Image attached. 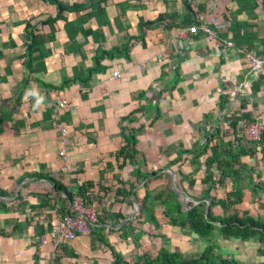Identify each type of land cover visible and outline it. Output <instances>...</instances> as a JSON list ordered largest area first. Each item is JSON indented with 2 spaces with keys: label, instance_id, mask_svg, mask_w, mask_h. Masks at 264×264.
Instances as JSON below:
<instances>
[{
  "label": "crops",
  "instance_id": "0c3cea01",
  "mask_svg": "<svg viewBox=\"0 0 264 264\" xmlns=\"http://www.w3.org/2000/svg\"><path fill=\"white\" fill-rule=\"evenodd\" d=\"M59 1L88 6L89 0ZM192 1L186 10L183 0H107L103 14L91 8L67 14L54 26V42L30 55L27 25L54 17L56 8L43 0H0V264H114L104 241L129 264L156 259L162 248L199 259L211 244L216 262L264 264V243L255 236L228 237L216 229L202 239L170 225L164 205L151 200L137 217L141 202L135 195L143 200L147 192L170 187L174 197L166 207L204 206L218 227H225L218 219L230 221L231 215L264 221V141L240 149L238 131L227 122L264 117V74L248 58L253 53L264 62L257 56L264 50V12L236 17L234 24H248L243 33L256 34L253 47L240 51L234 24L229 34L221 32L229 41L216 44L204 31L188 32L198 18H219V5L209 7L212 0ZM220 1L235 14L236 4ZM207 4L203 15L200 6ZM164 15L159 26L146 27ZM35 33L47 38L52 29L42 25ZM128 43L133 46L125 56L121 49ZM60 125L69 129L71 171L60 156ZM134 147L137 163L120 169L119 151ZM244 150L250 154L231 165L239 172L229 174L226 152ZM216 158L224 169L211 162ZM141 172L149 177L135 185L130 205L117 193L122 181L129 189ZM54 182L74 197L77 187L91 184L86 199L99 212L93 233L58 247L54 230L71 200L54 190ZM236 188L243 198L231 207Z\"/></svg>",
  "mask_w": 264,
  "mask_h": 264
},
{
  "label": "trees",
  "instance_id": "16d2710c",
  "mask_svg": "<svg viewBox=\"0 0 264 264\" xmlns=\"http://www.w3.org/2000/svg\"><path fill=\"white\" fill-rule=\"evenodd\" d=\"M43 1L54 6L57 10V13L54 17H51L48 20L39 23L38 25H35V26H32L30 24L27 25L26 34H27V43H29L28 51L30 55L35 50L40 49L41 45H44L47 42L48 43L54 42V37H53V33H55L54 26L57 24V22L61 20L65 21L67 14L77 13V12L85 10L86 8L93 9L94 14H97V13L103 14L105 13V10L104 8H102V4L103 3L106 4L107 2V0H95V1L89 0L88 6H77V5L65 6L59 0H43ZM191 2L194 3V1L192 0H183L182 3L186 10H190L191 5H192ZM230 2L237 5L235 14L232 13V11L228 10L231 14V17L227 18L226 16H223L222 23L225 24V27L220 28V27L214 26L215 30L213 31L215 32L216 37L211 41L212 44H216L217 40L220 38H222V41H229V39H225L221 36V32H225L229 34L232 28V24L235 23L237 16L247 13L251 18H253L255 17V12L257 10H263L264 12V0H230ZM207 7H208V4L200 6V9L203 11V15L205 14ZM166 19H167L166 15L160 16L152 23H146V27L152 28L154 26H159ZM199 20L200 18L196 19L194 23L189 24L188 26L191 27L195 25H204L207 21V18L203 17L202 22ZM261 24L262 23L259 22L257 24V28H259L258 25H261ZM42 25L49 26L52 29V34L48 36L47 38L35 33L37 32V27L42 26ZM234 25L235 26H233V37L232 38H233L234 44L239 48L238 50L244 51L243 47H246V49L252 48L255 42L256 34H253L250 32L247 33L246 31H244V33L242 32L244 29L242 27L248 26V24H245V25L234 24ZM143 26H141V28H143ZM204 26L210 27L213 25H210L208 21ZM259 39L261 38H259V35L257 33V41ZM259 41H261L262 45L264 46V38ZM132 46H133L132 43L131 45L128 43L125 46H123V48L121 49L122 54L125 56H129L130 48ZM116 51L119 52V49H116ZM258 54H261L260 59L264 60V50L263 51L258 50L257 56H259ZM83 84L87 85L89 84V82L85 81L83 82ZM224 109H225V103L223 102L221 105V110L223 111ZM231 124H232L231 128L234 131H236L238 122L234 121V123H231ZM1 125L2 123H0V126ZM4 131H5L4 129L0 128V134L4 133ZM131 140L133 141V144H135L136 136L134 135L133 137H131ZM262 140L264 141V136L262 137L261 141L257 144L258 145L261 144ZM236 141H237V144L241 147L240 149H242L244 145L241 143L240 140H236ZM202 152L203 150L199 154H196V156L194 155L195 158H199L200 156H202ZM226 153L230 155L228 163L230 165L229 174L231 175H234L236 172H239V169L237 170L231 169V165L234 163H238L240 157L243 156L244 154H250V152H248L247 150L235 153V155L233 152H230V151ZM226 153L223 152L221 157L225 156ZM138 154L139 152L135 149V147L133 149L130 148V151H128V153H126L124 150H120L118 153V159H119V162L120 160H122V162L119 164V168L120 169L124 168L127 163L129 164L137 163L136 157H138ZM213 161L218 163L220 170L224 169L222 159L217 160L216 158V159L211 160V162ZM208 167H210V165ZM148 177H149L148 174L141 172L137 178L135 177V182H131L129 184L130 185L129 189L126 188V184H125L126 182L122 181L123 186L122 188L118 190L117 197L119 198L123 197L124 200L128 201L129 204L132 205L131 196L134 192V189L136 188L135 185L138 183H142ZM208 180L210 181L213 180V176L210 175V173H209ZM90 185L89 186L82 185V186L77 187L75 190V193H78L79 197L81 196V198L85 200L84 202H86L85 204L87 207L90 206L88 204L89 201H87L86 199L87 192L90 188ZM145 187L147 186L145 185ZM53 188L59 194L61 195L65 194L67 198L71 200V202L74 200V196H73L74 193L71 192V190L69 192V189L65 187L64 185H62L60 182H54ZM170 196L174 197L173 190L170 187L169 188L167 187L165 189V192H159V194H153L152 192L151 194H148L147 192V195L143 200H140L137 197V195H135V201L137 203L141 202V204L139 205L140 211H139V214H137V217H141L143 215V213L147 210L148 201L151 200L152 203L159 202L161 203V205H164L163 213H164V216L168 218V222L170 223V225L178 226L182 229H188L192 232H195L202 239L210 238L213 235V232L216 229H218L221 233L228 234L227 235L228 237L249 239L252 236H255L264 243V221L263 220L255 219L249 216L239 218L237 215H231L230 221H224V220L218 219L220 223H223L225 225L224 228L218 227L216 225L212 212H209L208 214H206L204 206L194 207L188 211H184L181 208L180 204H178L175 207H171V206L166 207L165 205H168L170 202ZM242 198H243L242 189L236 188L235 193L232 196V199L230 198V206L231 207L235 206L242 200ZM221 205L224 208L228 206V204H226L225 202H221ZM116 217H121V215L118 214L116 215ZM151 217L152 219H155L154 215H151ZM137 234L141 236L142 232L139 231ZM104 242L110 248L113 254L114 264H129L125 261L121 253L116 251L115 248L111 247L107 241H104ZM216 250H217V247L214 244H211L206 248V250H204V253L201 254L199 259H192V258H186V257L183 258L182 255L178 252H170L167 248H162L160 250L159 256L156 259L146 261L144 263L139 262L137 264H237V262L235 261H228L226 259H224L222 262L221 261L216 262V259H215V257L217 256Z\"/></svg>",
  "mask_w": 264,
  "mask_h": 264
},
{
  "label": "built area",
  "instance_id": "2783aa9c",
  "mask_svg": "<svg viewBox=\"0 0 264 264\" xmlns=\"http://www.w3.org/2000/svg\"><path fill=\"white\" fill-rule=\"evenodd\" d=\"M220 28L225 27V24L220 23L210 24ZM199 31H204L209 34V38L214 39L216 37L215 32L208 26L198 28L197 26L189 28L188 32L191 34H197ZM219 49L220 46H217ZM248 58L251 60L254 68H258L264 74V68L262 67L264 62H260L256 59L253 53L248 54ZM115 77L121 78L119 72L114 74ZM61 141L63 148L60 151V156L63 159L66 169L72 170L68 159V153L70 149L69 145V129L65 125H60ZM237 131L241 143L250 145L257 144L264 136V117H259L252 123L241 122L237 126ZM99 223V212L96 209L87 207L84 200L81 197H74V200L70 204L68 215L63 218L61 223L54 230L55 246H61L62 244L72 243L80 236H88L93 233V230Z\"/></svg>",
  "mask_w": 264,
  "mask_h": 264
},
{
  "label": "rangeland",
  "instance_id": "374dc122",
  "mask_svg": "<svg viewBox=\"0 0 264 264\" xmlns=\"http://www.w3.org/2000/svg\"><path fill=\"white\" fill-rule=\"evenodd\" d=\"M213 4H218L219 7H220V10L217 11L218 14H219V18L216 17V16H212L211 18H209V24H216V25H218V24L222 23V21H223V16H226L227 18H230V17H231V14H230L229 11H227V10H223V7H222V4H221V1H220V0H212V2L210 1V5H209V7H210L211 5H213ZM199 10H200V9H199ZM200 11H201V10H200ZM212 14H214V12H212ZM221 15H222V16H221ZM220 16H221V17H220ZM191 27H194V26H191ZM212 40H213L212 38H209V42H211ZM116 73H117V72H116ZM114 74H115V73H114ZM121 76H122V75H121ZM227 122H228L229 124H231V123L234 122V120L228 118ZM66 244H70V243H66ZM62 245H65V244H62ZM62 245H61V246H62Z\"/></svg>",
  "mask_w": 264,
  "mask_h": 264
},
{
  "label": "water",
  "instance_id": "95a60500",
  "mask_svg": "<svg viewBox=\"0 0 264 264\" xmlns=\"http://www.w3.org/2000/svg\"><path fill=\"white\" fill-rule=\"evenodd\" d=\"M137 207H139L137 204H136Z\"/></svg>",
  "mask_w": 264,
  "mask_h": 264
},
{
  "label": "bare ground",
  "instance_id": "6f19581e",
  "mask_svg": "<svg viewBox=\"0 0 264 264\" xmlns=\"http://www.w3.org/2000/svg\"><path fill=\"white\" fill-rule=\"evenodd\" d=\"M247 53V52H246ZM248 54V53H247Z\"/></svg>",
  "mask_w": 264,
  "mask_h": 264
}]
</instances>
